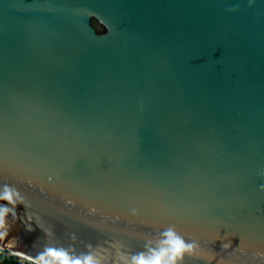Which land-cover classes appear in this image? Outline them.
<instances>
[{"label": "water", "instance_id": "95a60500", "mask_svg": "<svg viewBox=\"0 0 264 264\" xmlns=\"http://www.w3.org/2000/svg\"><path fill=\"white\" fill-rule=\"evenodd\" d=\"M262 171L264 0H0V195L55 232L3 249L264 264Z\"/></svg>", "mask_w": 264, "mask_h": 264}, {"label": "clouds", "instance_id": "9594fccd", "mask_svg": "<svg viewBox=\"0 0 264 264\" xmlns=\"http://www.w3.org/2000/svg\"><path fill=\"white\" fill-rule=\"evenodd\" d=\"M253 3L254 0H249L250 6ZM238 10L239 6L228 9V11ZM260 175L264 177V171ZM4 187V193L0 195V201H3V203H0V248L4 246L15 247L18 244L17 238L13 237L9 239L12 226L17 221L25 224L27 231H34L33 224H35L36 227H39L43 231L45 238L55 236L52 228L45 229L41 227L39 213L30 211L18 189H14L10 185H5ZM260 190L264 191V184L260 185ZM21 204L25 205L26 209L23 215L17 212V208ZM134 214H136L135 211ZM161 235L162 239L159 241L158 247L147 248L146 251L124 254V264H178V261H184L186 254L197 255L196 250L198 246L186 243L177 234L174 227H170ZM71 238L73 241H76L77 235L71 233ZM5 242H7L6 245ZM88 248V252L74 254V247L72 251H69L68 248L56 247L53 243L46 242L36 252L35 256L22 252H15L13 254L21 257V259L28 260L29 264H102L101 259L93 255L94 246L89 244Z\"/></svg>", "mask_w": 264, "mask_h": 264}, {"label": "trees", "instance_id": "16d2710c", "mask_svg": "<svg viewBox=\"0 0 264 264\" xmlns=\"http://www.w3.org/2000/svg\"><path fill=\"white\" fill-rule=\"evenodd\" d=\"M0 264H22L19 259L14 256H10L7 252L0 253ZM28 264V263H25Z\"/></svg>", "mask_w": 264, "mask_h": 264}, {"label": "built area", "instance_id": "2783aa9c", "mask_svg": "<svg viewBox=\"0 0 264 264\" xmlns=\"http://www.w3.org/2000/svg\"><path fill=\"white\" fill-rule=\"evenodd\" d=\"M2 252H7V254L8 255H10V256H14V257H17L18 259H19V261L21 262V263H28L29 264V261L28 260H26V259H21V257H19V256H17V255H14L13 253H15V252H13V251H9V250H7V249H3V248H0V253H2Z\"/></svg>", "mask_w": 264, "mask_h": 264}, {"label": "crops", "instance_id": "0c3cea01", "mask_svg": "<svg viewBox=\"0 0 264 264\" xmlns=\"http://www.w3.org/2000/svg\"><path fill=\"white\" fill-rule=\"evenodd\" d=\"M20 262V261H19ZM21 263V262H20ZM23 264V263H22ZM25 264V263H24Z\"/></svg>", "mask_w": 264, "mask_h": 264}]
</instances>
